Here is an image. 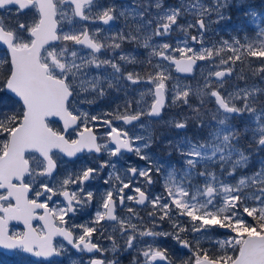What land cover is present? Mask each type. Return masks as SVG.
Here are the masks:
<instances>
[{
	"label": "flooded vegetation",
	"instance_id": "obj_1",
	"mask_svg": "<svg viewBox=\"0 0 264 264\" xmlns=\"http://www.w3.org/2000/svg\"><path fill=\"white\" fill-rule=\"evenodd\" d=\"M38 1L40 0H0V17L4 19L3 26L14 35L17 43L28 46L32 43L31 33L40 22L41 13ZM52 1L58 22L59 42L49 48H58L59 58L63 65L73 61L85 64L79 67L82 71L76 74L69 69L65 79L75 80L83 78L82 75L85 73H91L102 75L114 82L107 92H102L96 99H88L85 102L80 99V103L71 108V103L76 96L74 92L73 100L69 103V111L78 119L76 128L66 131L62 123L51 120L48 121V125L56 134L64 135L69 144H74L79 139L89 140V133L95 134L101 154L97 155L90 151L71 160L70 153L66 155L53 151L50 159L55 166V174L51 175L49 163L44 157L32 152L26 153L24 162L28 163L29 168L28 170L21 168L12 177L11 187L15 188V192L0 190V224L6 221L8 213L13 215L16 222L8 225V238L15 243L22 241L26 233L24 222L32 211L31 215L35 218L32 227L38 235L34 237V233H30L31 238L34 237L32 241L34 251L43 249L44 240L42 238L47 235L49 229L54 248L60 258L64 254L74 258L81 256L80 258L85 259L89 264L92 258H85L84 253L79 254L69 244L55 238L58 234L55 228L69 231L74 236L73 244L81 252L85 249L98 248V256H101L102 264H109V259L118 262L117 256L130 254L132 251H126V246L134 242L135 237L141 236L135 229L129 227L122 229L123 226L119 220L125 211H129L128 214L131 216L137 211L141 215L140 218L134 220L138 229L145 231L143 240L149 239L156 242L159 230L162 232L166 230L169 235L162 238L158 246L163 244L172 246L175 242V234L180 240L186 241L191 227L171 223L169 217L173 219L176 213L172 208L167 211L168 216L164 218V221L158 219V214L151 215L150 218L145 214L143 209L149 204L150 195L144 191L132 193L129 187L119 188L107 200L98 221L92 217V214L97 204L102 202L101 180L109 177L113 165H121L124 159L129 158L127 156L134 154L125 156L123 153L117 156V150L123 149L128 139L133 144L131 130L151 120L149 112L146 115L138 113L140 104L137 99V90L143 85H151L153 79L161 77L158 75L160 73L158 65L169 69L172 75L179 76L171 62L173 59L186 57L182 55L180 49L188 45L190 36L194 35L192 41L197 40L196 34L193 33L194 29H191L192 32L189 29L193 17L188 13L190 8L185 7L188 0ZM218 6L216 3L215 8ZM204 7L203 0L199 5L202 14H205ZM174 10L178 12L176 17L169 19L170 13ZM202 19L205 27H200L199 21V29H197L206 39L208 25L206 20ZM233 21H236V17L230 14L226 22L215 25L220 28ZM206 41L209 40L206 39ZM221 93L214 91V100L209 105L222 115L228 116L222 113L216 103V96L222 95ZM257 100L264 101V95H260ZM228 104L240 111L238 117L228 116L234 126L241 122H248L246 113L240 107L239 102L234 104L228 102ZM137 117L140 120L134 121ZM114 135H117L121 146H114L111 143ZM104 143L110 148L109 154ZM133 170L136 171L135 176H132ZM26 171L29 174H26ZM36 172L37 179H33L32 176ZM129 174L131 181H135L139 176V170L129 168ZM31 179L32 184H30ZM26 188L27 191L31 188L32 192L28 193V199L24 201L18 198V193L22 194L23 198ZM140 192L147 195L144 207L135 203L139 201ZM111 200H114L117 206L115 222L104 220ZM31 206L32 210H30ZM46 208H48V214L54 218V224H50L48 228L44 223ZM179 217L185 218L188 215L185 213ZM181 231L183 233H180ZM129 235L132 237L127 240ZM107 246L111 249L106 252ZM8 248L10 249V246ZM156 248L157 244H155ZM155 252L158 251L149 253L145 257L138 253V264H150L149 258ZM0 255H6L13 260L18 256L33 260L29 258L24 247L16 248L10 253L0 251ZM39 262L43 263V261Z\"/></svg>",
	"mask_w": 264,
	"mask_h": 264
},
{
	"label": "rangeland",
	"instance_id": "obj_2",
	"mask_svg": "<svg viewBox=\"0 0 264 264\" xmlns=\"http://www.w3.org/2000/svg\"><path fill=\"white\" fill-rule=\"evenodd\" d=\"M202 1L188 0L185 6L190 8L188 13L193 18L189 29L190 32L194 29L197 41L193 43L194 35L190 36L188 45L180 49L182 55L194 57L199 61L194 75L183 79L172 75L166 67L158 65L160 72L158 75L161 77L153 79L151 85H143L137 90L140 104L138 113L146 115L150 111V106L154 102V87L157 85H162L166 90L167 110L160 120L156 122L148 120L131 130L135 153L127 156L129 158L124 159L121 165H113L109 177L101 180L102 202L97 204L92 217L98 221L109 197L119 188L129 187L132 193L138 191L149 193V204L143 209L149 218L158 214V219L162 220L172 208L176 212L173 216L179 218L175 220V224L191 227L186 241L177 238L176 234L174 236L175 242L184 251L197 255L200 253V245L208 244L216 246L219 250H232L236 253L245 235L234 234L230 230L253 225L246 220L247 214L261 218L255 222L264 225V161L259 159V152L256 149V145L264 137V108H255L250 103L251 100L264 95V70L253 74L257 75V80H245L246 82L241 83L234 78L216 82L213 75L219 69L228 67L237 71L232 62L219 61L218 51L212 49L216 47L215 45L219 49L229 46L232 47L233 55L240 58L242 53L238 44L243 40L245 43L240 44L245 54L253 55L250 57L253 59L259 58L254 54L264 50V10L253 6L254 1L204 0L205 14H202L199 10ZM257 1L264 5V0ZM216 3L219 5L218 9L215 8ZM177 13L174 10L170 13L169 19H174ZM230 14L234 18L238 16L239 22L217 29L215 24L225 22ZM202 18L208 25L206 39L209 41H206L197 29L198 20ZM0 22L4 23L3 17H0ZM249 31L254 34L251 38L247 35ZM224 33L230 35L234 43L216 40L218 35ZM43 63L49 67L50 75L67 81L75 92L71 108L80 103V99L84 102L96 99L102 92H107L114 82L102 75L91 73L83 74V78L66 80L65 76L69 69L76 74L82 71L79 67L85 64L73 61L63 65L56 47L48 48L44 52ZM235 77L242 78L240 73ZM214 90L222 92L230 104L239 102L246 113V119L250 122L247 128L248 140L253 141L249 148V152L253 153L252 159L236 144V126L231 122V118L209 105L214 100ZM5 110L0 117L1 154L5 153L10 131L14 124L18 123L2 127L4 121L12 122L15 118L11 105ZM104 147L109 154L110 148L106 143ZM129 168L139 170V176L135 181L130 179ZM37 176L36 172L32 178L37 179ZM209 187L215 190V195L211 198L206 195V189ZM128 213L129 211H125L121 214L119 221L122 229L128 227L135 229L141 236L135 237V241L126 246V251H134L136 255L141 253L142 257L159 251L158 243L169 235L168 231L162 232L158 229L156 242L143 240L145 231L139 230L134 220L141 215L138 211L132 216ZM185 213L188 217H179ZM232 226L234 229H231ZM130 237L132 236L129 235L128 239H125L129 240ZM195 248H199V252ZM110 249V246H107L106 252ZM200 256L202 255L197 257ZM77 260L64 254L55 264L59 262L76 264ZM114 262L112 259L108 260L109 264Z\"/></svg>",
	"mask_w": 264,
	"mask_h": 264
},
{
	"label": "water",
	"instance_id": "obj_3",
	"mask_svg": "<svg viewBox=\"0 0 264 264\" xmlns=\"http://www.w3.org/2000/svg\"><path fill=\"white\" fill-rule=\"evenodd\" d=\"M39 2L42 20L39 27L32 33L34 42L31 47L16 48L13 45V36L5 32L0 26V44L9 52L13 67V72L7 82L6 90L7 93L21 101L25 108L22 123L12 133L6 154L0 156L1 188H9L10 192L13 193L14 191L9 187L12 182V177L15 176L21 168L24 167L25 170L26 168L28 170L29 167L28 163L24 162L26 153L34 152L44 157L49 163L51 169L50 174L53 175L55 174V166L50 159L51 152L60 151L62 154L66 155L70 153V158L75 159L77 156L81 155L85 149L89 151L88 139H79L75 144H69L66 142L65 136H57L47 127V120L61 122L66 131L76 127L78 123L67 111V103L72 97L71 92L67 89L64 82L48 75V67L43 66L40 61L43 50L50 44L57 43L58 36L56 33L57 23L55 21L54 5L52 1L40 0ZM200 27L203 28L202 23H200ZM172 63L175 65L178 74L182 77H190L193 75V70L198 61L191 57L175 59ZM232 74L231 70H222L215 74V78L217 80H224L226 77H231ZM156 97L157 101L153 106V111L150 116L160 118L167 103L164 89L161 86L156 88ZM217 101L221 105L223 112L234 116L239 115L237 110L228 107L220 97H217ZM138 120L139 118L134 119V121ZM111 142L114 146H121L117 135L113 136ZM261 144L264 145V138L261 140ZM122 148L123 149H118L117 156L123 151L132 152L129 141H127ZM27 173L26 171V174ZM131 173L132 176H135L136 171L133 170ZM213 194V189L207 190V195L209 197L213 196ZM18 198L21 197L18 196ZM138 198L140 202L135 201V203L141 207L145 206L147 196L140 193ZM24 200L26 201V199ZM121 206H123V202H121ZM30 210H32V206ZM116 211L115 201L111 200L108 206L107 216L104 220L115 222ZM34 220L35 219L30 216V224ZM45 221L52 224V217L50 214L46 215ZM14 222H16L15 218L8 213L6 215V221L0 224V251L11 252L20 246L30 251L27 242L20 241L15 243L9 240L7 227ZM55 231L57 232L56 228ZM66 234L68 237V232H66ZM26 237L30 238L29 232L26 233ZM45 239V247L43 248L45 251L36 254L31 253V257L44 260L58 257V253L53 249V239L50 234L47 235ZM68 239V242L71 243L72 238L68 237ZM8 246H10V249ZM86 252L92 255L97 252V248L93 250L86 249ZM150 261L156 264H169V261L162 254L153 255ZM99 263H101V261H99ZM195 264L222 263L204 258L197 261ZM230 264H264V234L247 236L241 246L240 254Z\"/></svg>",
	"mask_w": 264,
	"mask_h": 264
},
{
	"label": "trees",
	"instance_id": "obj_4",
	"mask_svg": "<svg viewBox=\"0 0 264 264\" xmlns=\"http://www.w3.org/2000/svg\"><path fill=\"white\" fill-rule=\"evenodd\" d=\"M239 47H241L240 53H242L240 58H236L232 53V49L229 47L226 50H221V55H222L221 60L223 61L227 60V61L232 62L233 65L237 67V70L241 72L243 78L251 75L252 68L264 67V50L257 51V53L254 55L258 56L259 58L253 59V58H250L253 55L245 54L242 46H239ZM0 57H1L0 59V117L3 114V111L10 105L14 109V115H15V118L12 122L4 121L2 125L3 127L5 125L12 124L13 122H15L16 119H20V117L22 116L23 109L17 101L13 100L5 92V84L10 75L11 67H10L9 59L7 55L4 53V51L2 50V48H0ZM255 105H258V104L255 103ZM10 127L8 126V128ZM237 132L238 133H236V136L239 139L240 144L246 147L248 134L246 132L245 125L238 124ZM258 151L264 154L263 148H259ZM261 159L264 161L263 155H261ZM177 218L178 217H175V219L174 218L171 219L169 217L171 223H175V220ZM259 219L261 220V218L259 217L257 218L253 214H247L246 220L248 221V223L250 222L253 225H247L246 227L235 228V229L232 226L231 228L234 229L233 230L234 234H238V233L243 234V235H247L250 233L261 234V233H264V225H261L255 222V220H259ZM238 250L239 248H237L236 253H233L234 251L232 250H219L216 246L205 244L203 250H200V255H206L210 259L220 262V263H230L236 257ZM165 253L169 256L172 264H193V261L195 260V256L192 253H187L185 251H182L179 248H177V246L175 245H173L171 248L166 250ZM130 259H131V256H125L123 257V261H120V263L122 262L123 264H127L130 262ZM55 263H56L55 261H52V262H45L44 264H55ZM0 264H9V260H7L5 257H2V255H0Z\"/></svg>",
	"mask_w": 264,
	"mask_h": 264
}]
</instances>
